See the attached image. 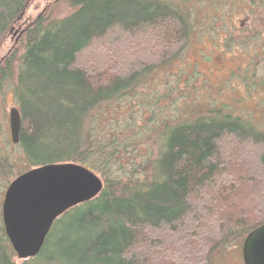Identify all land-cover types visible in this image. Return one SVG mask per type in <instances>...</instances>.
<instances>
[{
  "label": "trees",
  "instance_id": "1",
  "mask_svg": "<svg viewBox=\"0 0 264 264\" xmlns=\"http://www.w3.org/2000/svg\"><path fill=\"white\" fill-rule=\"evenodd\" d=\"M71 1L61 19L30 21L31 0H0V43L24 20L0 89L19 109L28 164H79L103 186L54 221L33 257H16L1 224L0 264H213L216 250H241L264 223V131L207 109L143 136L148 118L128 101L185 44L190 15L164 0Z\"/></svg>",
  "mask_w": 264,
  "mask_h": 264
},
{
  "label": "rangeland",
  "instance_id": "2",
  "mask_svg": "<svg viewBox=\"0 0 264 264\" xmlns=\"http://www.w3.org/2000/svg\"><path fill=\"white\" fill-rule=\"evenodd\" d=\"M165 1L190 15V32L177 54L153 68L143 86L128 99L133 109H140L135 116L141 119L143 114L148 118L147 126L139 124L143 126V136L161 120L207 109L216 111L217 118H243L264 131V0ZM70 2L31 0L24 17L30 21L46 16L58 20L72 11ZM10 39L7 33L0 43V60L11 50ZM11 92L9 88L0 89V161L5 158L12 167L9 173L0 166V225L6 187L19 173L32 168L21 146L10 140L8 111L16 107ZM152 149L153 145L149 147L150 154ZM138 152L143 156L147 149L141 145ZM60 235L57 230L50 236L46 260L56 250ZM214 253L213 264H243L237 243Z\"/></svg>",
  "mask_w": 264,
  "mask_h": 264
},
{
  "label": "water",
  "instance_id": "3",
  "mask_svg": "<svg viewBox=\"0 0 264 264\" xmlns=\"http://www.w3.org/2000/svg\"><path fill=\"white\" fill-rule=\"evenodd\" d=\"M8 128L11 142L18 143L21 116L15 106L8 111ZM102 186L95 173L75 163L45 164L17 175L1 203L3 231L16 257L37 255L54 221L94 198ZM241 256L243 264H264V223L245 236Z\"/></svg>",
  "mask_w": 264,
  "mask_h": 264
},
{
  "label": "flooded vegetation",
  "instance_id": "4",
  "mask_svg": "<svg viewBox=\"0 0 264 264\" xmlns=\"http://www.w3.org/2000/svg\"><path fill=\"white\" fill-rule=\"evenodd\" d=\"M21 17L18 18V20L20 21L19 22L20 24L12 26L7 32L8 35H10V38H11L10 39V42L12 43V44L10 43L11 48H13L14 45L18 42L19 38L21 37V35L23 34V31H24L23 28H22L23 27L22 24L24 23V20L22 21ZM0 62H1V60H0ZM16 144H19V142L16 143Z\"/></svg>",
  "mask_w": 264,
  "mask_h": 264
},
{
  "label": "bare ground",
  "instance_id": "5",
  "mask_svg": "<svg viewBox=\"0 0 264 264\" xmlns=\"http://www.w3.org/2000/svg\"><path fill=\"white\" fill-rule=\"evenodd\" d=\"M29 170V169H28ZM25 171H27V170H25ZM21 174V173H20Z\"/></svg>",
  "mask_w": 264,
  "mask_h": 264
}]
</instances>
